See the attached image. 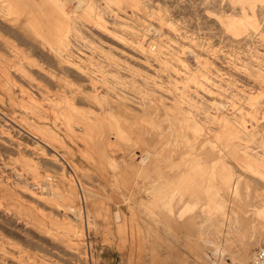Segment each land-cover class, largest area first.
Returning <instances> with one entry per match:
<instances>
[{"label":"rangeland","instance_id":"374dc122","mask_svg":"<svg viewBox=\"0 0 264 264\" xmlns=\"http://www.w3.org/2000/svg\"><path fill=\"white\" fill-rule=\"evenodd\" d=\"M263 205L264 0H0V264H249Z\"/></svg>","mask_w":264,"mask_h":264},{"label":"built area","instance_id":"2783aa9c","mask_svg":"<svg viewBox=\"0 0 264 264\" xmlns=\"http://www.w3.org/2000/svg\"><path fill=\"white\" fill-rule=\"evenodd\" d=\"M84 246L86 249V257H88L90 262H93V258L95 255V251H94L95 243L92 240L88 226L86 227ZM249 264H264V245L256 249V251L254 252V254L250 259Z\"/></svg>","mask_w":264,"mask_h":264},{"label":"bare ground","instance_id":"6f19581e","mask_svg":"<svg viewBox=\"0 0 264 264\" xmlns=\"http://www.w3.org/2000/svg\"><path fill=\"white\" fill-rule=\"evenodd\" d=\"M65 2H66V1H65ZM80 2H82V1H80ZM68 16H69V15H68ZM258 215L264 217V205H263L261 208L258 209Z\"/></svg>","mask_w":264,"mask_h":264},{"label":"water","instance_id":"95a60500","mask_svg":"<svg viewBox=\"0 0 264 264\" xmlns=\"http://www.w3.org/2000/svg\"><path fill=\"white\" fill-rule=\"evenodd\" d=\"M116 264H118V263H116Z\"/></svg>","mask_w":264,"mask_h":264}]
</instances>
